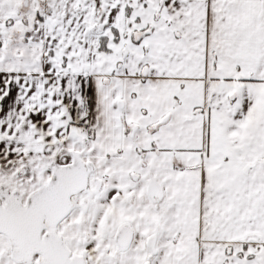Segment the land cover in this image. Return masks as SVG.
<instances>
[{"label":"snow or ice","instance_id":"1","mask_svg":"<svg viewBox=\"0 0 264 264\" xmlns=\"http://www.w3.org/2000/svg\"><path fill=\"white\" fill-rule=\"evenodd\" d=\"M0 264H264V0H0Z\"/></svg>","mask_w":264,"mask_h":264}]
</instances>
